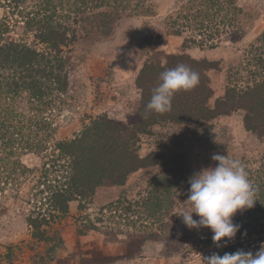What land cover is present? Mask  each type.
Masks as SVG:
<instances>
[{"label":"rangeland","instance_id":"obj_1","mask_svg":"<svg viewBox=\"0 0 264 264\" xmlns=\"http://www.w3.org/2000/svg\"><path fill=\"white\" fill-rule=\"evenodd\" d=\"M188 1L149 0L137 12L119 17L106 36L88 33L85 23L81 28L79 21L75 24L77 37L64 48L70 57L68 87L64 104L53 115L55 140L72 138L101 114L114 120H130L141 93L136 76L147 59L164 64L168 55L185 51L197 59L222 60V70L210 72L217 96L228 83L229 67L237 69L241 62L247 69H239L240 81L249 79L248 71L253 66L260 69L255 60L264 59V45L259 41L264 34V0H236L240 11H236L233 25H228L225 18L228 6L224 3V10H212L205 20L199 18L181 35H175L172 27L178 26L174 21L190 6ZM34 3L23 0L13 12L0 1V19L7 15L10 24L6 40H24L41 47L31 32H25L22 18L16 13H31ZM68 7L65 3L63 11ZM200 21H204L205 29L198 30ZM232 28L238 29L240 39L229 38ZM192 36L201 38L203 45L186 43L183 47V40ZM255 48L259 50L253 58L250 54ZM248 61L250 66L245 65ZM16 105L28 112L26 93L16 99ZM63 112H67L65 121L61 119ZM154 152L158 154L157 164L133 172L125 185L99 187L82 210L79 201L69 203L68 213L51 225L62 237L52 257L46 251L48 245L32 240L27 224L34 206L33 194L37 186L42 187L44 173L51 171L50 162L46 163L44 152L22 153L7 160H1L0 153V264H204L203 258L217 247L213 233L208 228L188 229L176 215L188 210V179L201 169L215 167L218 162L211 159L213 154L238 159L246 172L253 174L264 157V138L244 129L238 111L202 124L154 125L149 134L140 136L139 155ZM15 160L26 168L18 171L13 165ZM162 178L175 181L167 190L172 207L165 214L148 210L152 202L148 200L156 196L153 190ZM160 191L166 192L162 188ZM243 215L237 212L233 223ZM193 218L198 219L194 213ZM164 241L178 246V250L167 252ZM241 241L253 253L264 245L253 234Z\"/></svg>","mask_w":264,"mask_h":264},{"label":"trees","instance_id":"obj_2","mask_svg":"<svg viewBox=\"0 0 264 264\" xmlns=\"http://www.w3.org/2000/svg\"><path fill=\"white\" fill-rule=\"evenodd\" d=\"M2 1L13 12L23 2ZM34 1L35 9L31 13L21 15L20 10L16 13L22 18L25 32H31L41 47L24 40H6L4 36L10 25L8 16L0 19V153L1 160H7L22 153L44 152L48 160L46 163L50 162L51 171L44 173L40 183L42 187L37 186L33 194L34 206L27 218L32 240L48 245V254H53L62 243L60 233L51 225L68 213L71 201H79L78 207L82 210L99 187L123 186L133 172L157 164L156 152L139 155L140 136L149 134L152 126L165 123L202 124L239 111L244 129L258 138H264V59L256 58L260 69L256 66L249 69L247 81L239 80V69L247 70L241 62L237 63V69L229 67L228 83L222 94L217 96L210 72L221 71L222 60L197 59L183 51L168 55L164 64L152 59L144 61L135 80L141 92L139 105L130 120H114L101 114L91 119L72 138L55 140L53 115L64 104L63 97L68 87L70 57L64 48L77 37L78 27L75 24L79 21L81 28V23H85L88 33L106 36L119 17L137 12L149 0ZM65 3L69 7L63 11ZM188 3L190 6L176 16L177 23L174 21L178 29L172 25L175 35H181L199 18L205 20L212 10H224V3L228 6L225 7L228 25L234 24L236 11H240L236 0H189ZM77 15H80L79 20ZM214 15L210 16L212 20ZM203 22L198 23V30L206 28ZM229 35L232 41L241 38L238 29L232 28ZM259 41L264 45V34ZM186 43L203 45L201 38L193 36L183 40L185 48ZM257 50L255 48L250 54L253 58ZM179 64L199 74L197 86L174 93L168 112L146 110L153 90L162 82L161 73ZM245 65L250 66L251 62ZM22 93L27 95V113L16 105V99ZM13 165L20 172L26 168L19 160L13 161ZM248 178L256 188L254 207L244 211V215L235 221L241 225L235 238L217 246L212 253L222 256L238 249L248 251L241 239L251 234L264 242V157ZM168 179H159L155 184L153 195L156 198L150 197L148 201L152 202L148 210L165 214L172 207L167 190L175 185V181ZM161 188L166 192L160 191ZM163 245L167 252L178 250V246L169 241H164Z\"/></svg>","mask_w":264,"mask_h":264},{"label":"clouds","instance_id":"obj_3","mask_svg":"<svg viewBox=\"0 0 264 264\" xmlns=\"http://www.w3.org/2000/svg\"><path fill=\"white\" fill-rule=\"evenodd\" d=\"M162 81L153 90L146 110L165 113L171 109L174 93L188 91L199 83V74L184 64L161 73ZM211 159L218 162L215 167L201 169L188 179V210L176 215L188 229L208 228L213 233L212 241L218 247L222 240L235 238L241 225L233 223L237 212L254 207L256 188L248 178L244 165L238 159L225 154H213ZM193 213L198 219L193 218ZM204 264H264V245L253 253L238 249L232 253H212L203 258Z\"/></svg>","mask_w":264,"mask_h":264},{"label":"water","instance_id":"obj_4","mask_svg":"<svg viewBox=\"0 0 264 264\" xmlns=\"http://www.w3.org/2000/svg\"><path fill=\"white\" fill-rule=\"evenodd\" d=\"M66 117H67V112H63L61 116L62 121H65Z\"/></svg>","mask_w":264,"mask_h":264}]
</instances>
